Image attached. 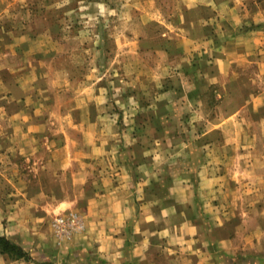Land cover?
Segmentation results:
<instances>
[{
  "label": "crops",
  "instance_id": "1",
  "mask_svg": "<svg viewBox=\"0 0 264 264\" xmlns=\"http://www.w3.org/2000/svg\"><path fill=\"white\" fill-rule=\"evenodd\" d=\"M143 1L131 21L149 24L155 0ZM180 1L165 21L169 31L157 50L167 56L158 64L169 63L166 48L175 46L186 56L180 60L185 72L197 67L191 52L207 55L212 67L187 73L192 81L179 107L175 90L159 91L143 105L138 92L128 89L112 100L109 91L90 85L87 94L66 95L60 103L52 87L61 71L49 73L59 42L47 32L8 42L13 58L0 69V111L4 99L20 107L11 114L13 137L4 152L9 163H30L33 178L22 179L14 163L0 173V192L9 187L18 194L20 212L17 220L0 215V237L30 260L0 253V264H58V250L68 264H264V0ZM178 109L189 127L207 128L196 138L206 152L167 154L164 145L191 144L165 137ZM228 123V136H207ZM157 127L158 137L135 131ZM237 147L243 152L234 154ZM226 177L243 179L238 220H231L238 206L233 186L221 190ZM57 215L79 221L64 249L53 239Z\"/></svg>",
  "mask_w": 264,
  "mask_h": 264
},
{
  "label": "rangeland",
  "instance_id": "2",
  "mask_svg": "<svg viewBox=\"0 0 264 264\" xmlns=\"http://www.w3.org/2000/svg\"><path fill=\"white\" fill-rule=\"evenodd\" d=\"M183 4L180 0H155L156 18L152 23L143 24L140 17H134V20L131 21V14L133 10L135 11V7L142 9L144 6L143 0H0V69L2 66L10 64L11 58H13L8 49L13 45L7 46L9 41L13 42L14 38L17 39L22 35L37 39L41 35L47 36V32L50 39L59 42V47L54 50L58 61L55 60L49 66V73L52 72L51 68L61 71V77L58 78L61 79L57 82L59 86L52 87L55 89V93L59 94L60 103H65V98L68 100L66 95L82 93L87 90V85H90L91 90L100 88L109 91L112 100L119 98L120 92L123 93L128 89L134 93L138 92L141 96L137 98L143 105L148 104L149 99L153 100L154 98L151 97L159 91L175 90L178 93L176 100L179 103L177 107H179L184 101L183 91L187 89V83L190 84L192 81L188 79L190 76H186L187 73L195 72V69L202 68L201 66L205 73H211L208 69L212 67L211 64H207L210 61L207 55H197L191 52L188 57L191 62L198 60L192 64V67H197L185 72L187 65L180 60L186 56L182 54L179 47L175 46L166 48L167 52L170 49L169 63L158 64L161 56L162 58L167 56L157 50L164 47L166 38L164 35L169 31L167 27L169 24L165 21H169L173 13L181 9ZM139 12L141 13V10ZM35 33L36 36H34ZM133 39H138L141 42L139 48L134 49L129 45ZM7 52L8 55L3 57ZM198 53L200 52L198 51ZM200 61L202 64L199 63ZM63 70L64 72H62ZM67 83L68 85H66ZM56 90H60V92H56ZM82 94H87V91ZM149 96L150 98H148ZM212 100L213 97L208 96L205 101L206 105L210 106ZM1 104L3 109L0 111V173H8L14 163L17 164V168H15L19 170V173H23L22 179H32V176H27L32 173L30 163L24 161L21 167H19L20 162L16 163L10 159L11 163H9L10 157L4 152V149L8 148V146L6 147L7 138L13 137V134L10 135L11 114L19 109L20 104L8 105L5 103V99ZM184 116L183 110L175 111L171 120L175 123L173 125L175 127L165 129V137L178 140L179 143L187 140L191 142L187 147L164 145L167 154L174 156V159L206 152V148L199 146L201 140L197 139L198 141H196V138H201L207 128H200L199 125L195 127V123L189 124V127L188 123L182 122ZM179 121L182 122L181 125ZM228 126L229 123L223 125V131L220 130V133L217 134V131H214L207 136L215 137L217 135L218 137L219 135V138L228 136L232 132ZM135 131L144 136L147 134L155 137L163 135L160 127L150 130L138 128ZM159 147H163V145ZM232 152L237 154L242 153L243 150L237 147ZM239 164L241 165V163ZM241 181H243L242 178L236 181L235 178L226 177L221 182V190L222 184L223 188H226L227 185L230 188L233 186L236 200H238L236 217L231 220H238L239 213L243 210L239 207L240 201L243 203ZM8 188L5 187V191L1 190L0 192V215L8 214L13 218L12 220H17L15 218L19 217L20 212L14 206L17 205L18 201L15 200L18 198L16 197L18 194ZM5 206L13 207L4 209ZM256 217L257 214L254 212L251 218L248 217V220H255ZM58 218H62V216L57 215L53 219L54 223ZM52 233L55 245L60 249L66 248L70 240L69 237L58 235L53 223ZM58 253L61 255L58 264H68L64 263L66 253L59 250ZM11 259L12 261L18 260ZM24 260L30 261L27 255Z\"/></svg>",
  "mask_w": 264,
  "mask_h": 264
},
{
  "label": "built area",
  "instance_id": "3",
  "mask_svg": "<svg viewBox=\"0 0 264 264\" xmlns=\"http://www.w3.org/2000/svg\"><path fill=\"white\" fill-rule=\"evenodd\" d=\"M55 230L58 235L68 236L71 232L76 231L79 227V221L72 219L58 218L55 223Z\"/></svg>",
  "mask_w": 264,
  "mask_h": 264
},
{
  "label": "trees",
  "instance_id": "4",
  "mask_svg": "<svg viewBox=\"0 0 264 264\" xmlns=\"http://www.w3.org/2000/svg\"><path fill=\"white\" fill-rule=\"evenodd\" d=\"M0 253L9 255L14 259H19L25 256V253L21 248L2 237H0Z\"/></svg>",
  "mask_w": 264,
  "mask_h": 264
}]
</instances>
